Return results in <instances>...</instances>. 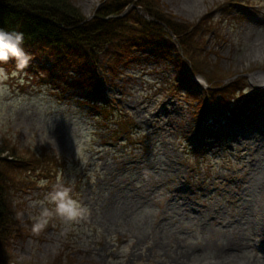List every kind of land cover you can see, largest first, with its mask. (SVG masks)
<instances>
[{
    "label": "rangeland",
    "instance_id": "obj_1",
    "mask_svg": "<svg viewBox=\"0 0 264 264\" xmlns=\"http://www.w3.org/2000/svg\"><path fill=\"white\" fill-rule=\"evenodd\" d=\"M72 1L90 19L106 0L90 11ZM192 1L160 3L180 19H214L208 58L245 89L217 94L180 63L178 45L173 58L134 50L101 83L107 105L45 58L30 55L23 69L0 62V134L19 155L54 157L53 171L28 178L15 197L26 229L17 263L55 264L62 253L60 264H264L253 247L261 237L239 232L249 222L230 223L244 204L264 226V88L250 82L264 71V0H198L200 14L185 7Z\"/></svg>",
    "mask_w": 264,
    "mask_h": 264
},
{
    "label": "trees",
    "instance_id": "obj_2",
    "mask_svg": "<svg viewBox=\"0 0 264 264\" xmlns=\"http://www.w3.org/2000/svg\"><path fill=\"white\" fill-rule=\"evenodd\" d=\"M214 27L208 15L198 21L179 19L164 10L160 0H106L90 19L72 0H0V30L21 33V47L28 57L49 60L55 73L72 76L91 93L100 91L107 72L117 75L119 65L134 48L151 45L158 53L173 57L177 44L182 51L180 63L190 62L209 82L218 79V94L243 89L245 84L238 79L225 84L226 74L216 60L208 58V35ZM16 148L0 134V264H19L13 249L26 229L17 218L20 208L15 197L29 188L28 178L49 171L51 163L45 151L19 155ZM73 261L69 256L67 264Z\"/></svg>",
    "mask_w": 264,
    "mask_h": 264
},
{
    "label": "bare ground",
    "instance_id": "obj_3",
    "mask_svg": "<svg viewBox=\"0 0 264 264\" xmlns=\"http://www.w3.org/2000/svg\"><path fill=\"white\" fill-rule=\"evenodd\" d=\"M98 1L99 0H86V8L89 10L94 5H97ZM197 3H198V0H193L192 4L185 5V7L189 8V10L191 12H193L194 14H200L201 12H203L204 8H202V6L201 7L199 6L198 8L194 7L195 4H197ZM256 56L261 57L260 53H257ZM195 79L198 82H202L200 76L196 77ZM250 82L255 83L254 86L263 89L264 88V71H260L256 74L252 75ZM254 161L255 162L252 165L255 167V166H257V163H259V160H258V158H255ZM248 178H250V180H257L258 176L256 173L252 172L251 174L248 175ZM246 190L247 191L241 190V192H240L241 198L244 196V194H245V196L248 197L249 187H247ZM221 210L222 209H219V211H221ZM235 216L236 217L233 220H231L230 223L231 224H238V226H239L238 229H240L241 227H245V225H244L245 222H249V225L247 226V228H250V229L245 230V228H243V229L239 230L241 236L250 235V234L260 236L261 239L260 238L255 239L254 245H260V244L264 245V226L259 223L260 218L258 219V221L256 220L253 223L252 219L247 216V211L244 210V204L240 207L239 211L235 214Z\"/></svg>",
    "mask_w": 264,
    "mask_h": 264
},
{
    "label": "clouds",
    "instance_id": "obj_4",
    "mask_svg": "<svg viewBox=\"0 0 264 264\" xmlns=\"http://www.w3.org/2000/svg\"><path fill=\"white\" fill-rule=\"evenodd\" d=\"M22 44L23 35L21 33L0 30V61L7 62L10 58H15L18 61L17 66L19 68L26 67L29 57L21 47ZM67 211L70 216L74 215L71 208Z\"/></svg>",
    "mask_w": 264,
    "mask_h": 264
}]
</instances>
